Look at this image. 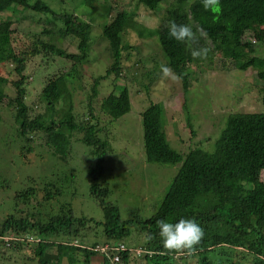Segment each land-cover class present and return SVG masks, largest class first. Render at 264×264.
<instances>
[{"label":"trees","instance_id":"1","mask_svg":"<svg viewBox=\"0 0 264 264\" xmlns=\"http://www.w3.org/2000/svg\"><path fill=\"white\" fill-rule=\"evenodd\" d=\"M83 1L90 7L100 6L97 11L111 18L101 33L107 44L109 64L93 77L89 100L97 97L99 84L110 78L123 82L136 76L144 78L146 81L139 84L137 92L143 90L145 95L156 84L167 89L163 67L169 68L167 74L181 82L185 97L189 89L190 65L200 62L191 52L205 45L230 54L224 57L227 61L223 66L231 61L240 71H255L256 78L264 82V56L255 55L253 43L243 39L264 23V0H220L215 11H206L201 0H136L132 9L108 1ZM139 7L162 11L161 23L156 29L138 22ZM17 8L20 12L28 10L40 15L43 28L17 55L12 47V22L9 18L0 21V66H14L17 80L11 82L10 87L16 95L9 104L15 107L14 120L19 136L25 139L36 132L45 135L47 153L40 161V175L35 182L44 192L42 200L47 203L44 207L54 196H62L65 182L74 178L73 169L68 171L72 165L70 139L73 134H82L81 143L96 159L90 163L87 176L88 194L97 200L103 219L76 217L71 209L65 212L63 206L54 210V202L42 214L35 196L36 187L15 190L13 196L3 194L0 196V246L8 255L5 264H77L80 260L76 254L84 259L82 264H92L98 253L102 264H232L229 253L239 249L252 255L253 264H264V260L257 258L264 256V182H260V173L264 170V111L229 115L212 152L189 146L187 152L181 154L167 142L162 105L146 99L148 107L140 115L145 161L178 165L179 169L160 205L150 216L140 218L138 211L123 219L118 208L107 202L108 188L99 186L109 143L97 141L95 125L76 122L72 113L71 87L75 81L81 82V67L93 59L89 54L90 21L80 19L73 10L55 11L44 0H0V15L8 11L18 13ZM172 22L190 26L193 38L187 43L170 38L168 32ZM128 32L139 38L156 37L163 65L152 60L147 67L138 60V49L126 42ZM66 39L76 45L77 52L61 46ZM243 48L247 49L246 53L241 52ZM47 55L59 59L61 64L69 61L71 66L66 71L55 72L50 66L45 67L43 73L49 74V80L39 100L44 113L32 116L33 110L25 101L26 63L35 58L44 60ZM130 61V70H126L123 63ZM6 84L7 80L0 76V110L5 97L1 86ZM259 90L264 105V84ZM130 108V92L126 85L114 86L101 102L102 113L112 121L129 113ZM180 219H192L204 230L202 240L192 253L164 250L158 235L159 220L176 223ZM78 234L79 242L70 244L69 238ZM90 234L93 239L87 240ZM5 237L10 240L6 241ZM114 247L122 249L115 251ZM50 248H55V255L48 253ZM114 257L118 261H114Z\"/></svg>","mask_w":264,"mask_h":264},{"label":"rangeland","instance_id":"2","mask_svg":"<svg viewBox=\"0 0 264 264\" xmlns=\"http://www.w3.org/2000/svg\"><path fill=\"white\" fill-rule=\"evenodd\" d=\"M44 1L55 11L70 12L73 10V13L80 19L86 22L90 21L89 54L93 59L81 67L79 72L81 82L75 81L71 87L72 113L76 117V122L83 125H95L97 141L109 143V150L102 163L104 172L99 186L108 188L110 194L107 197V202L118 208L121 218L127 219L132 215V212L137 214L138 211L140 218L150 216L160 205L169 184L179 169L178 165L151 164L145 161L140 115L148 107L146 99H152L151 101H157L162 105L164 111L162 125L167 142L171 148L181 154L187 152L189 146L212 152L229 115L262 113L264 111L261 101L262 93L259 90L264 82L256 78V72L251 69L240 71L236 68L237 65H233L231 61H228L230 64L224 63L225 66H223V62L227 61L224 57L230 54L225 53V55L222 51H216L209 45L197 49H206L207 52L202 58H198L199 64L190 65L189 89L185 97L181 92V82L169 73L165 76L167 89L162 88L161 84L154 85L153 83L154 86L152 85L149 93L145 95L143 90H140V93L137 92V89L140 88L139 84L145 83L146 79L144 78L139 76H136L135 79L126 78L125 82L123 80L114 81L110 78L99 84L97 97L89 100L92 95L90 85H92L93 77L102 73L109 64L107 44L102 39L101 33L103 26L111 18L97 11L100 6L90 7L85 5L83 0ZM98 1L99 3L108 1L125 9H132L136 3V0ZM160 9H164V7ZM17 11L18 13L11 11L2 13L0 21L9 18L12 22V47L16 54L20 55L23 45L32 42V37L40 34L43 24L40 22V15L28 10L20 12V8H17ZM137 13L139 14L138 22L149 29H156L160 25L163 15L161 10L153 12L142 7L137 9ZM131 33L126 34V42L128 41L130 46L138 49V60L144 62L143 64L147 67L152 60H157L163 65L164 60L156 37L139 38ZM243 39L253 43L255 55L264 56V23L252 29V33ZM70 41L66 39V43L61 46L70 52H77L76 45ZM68 42H70L69 45H67ZM246 51L245 48L241 50L244 53ZM48 55L44 60L35 58L26 63L24 87L27 95L25 101L33 110L32 116L44 113V106L39 100L41 90L49 80V74L43 73L45 67L50 66L52 72H55L66 71L71 66L69 61L61 64L59 59ZM131 59L138 61L136 57ZM123 64L126 70H130L132 61ZM8 65L0 66V76L7 80V84L1 86L5 97L0 110V196L3 194L13 196L15 190L36 187L35 196L40 203L39 211L42 214L44 209L49 210L50 204L54 202V210L63 206L65 212L68 211L67 209H71L76 217L81 215L80 217L102 220V209L97 200L88 194L90 183L87 176L90 174V163L96 159L91 154V150L81 143L82 134H73L70 139V151L72 150V152L69 155L72 165L70 164L68 171L70 168L73 169L71 172L74 174V178L65 182L62 196L58 198L54 196L50 204L44 207V204H47L42 200L44 192L35 182L40 175V161L47 153L45 135L36 132L25 139L19 136V129L14 120L15 107L9 104L16 95L10 87L11 82L17 79L13 72L14 66ZM136 69L135 71H137ZM123 85L128 86L130 92V112L116 121H112L102 113L101 102L109 95L114 86L122 87ZM89 102L91 108H89ZM58 117H61L59 110ZM183 141L184 144L186 143L185 145L182 143ZM28 148L32 149L29 151ZM31 179L34 180L33 183ZM260 182H264V170L260 173ZM91 235L93 234H90L87 240L93 239ZM102 236L104 237V235ZM78 238L79 234L76 237H70V244H77ZM4 239L10 240L9 237ZM29 241L32 242V238ZM3 249V246H0V264H5L8 256L3 253ZM48 253L55 255V248L48 249ZM244 253L240 249L237 252H230L232 264H253L252 255ZM98 254L93 258L92 264H102L99 257L101 254ZM75 257L80 260L78 263H84L82 256L76 254ZM242 257L245 258L242 259Z\"/></svg>","mask_w":264,"mask_h":264},{"label":"clouds","instance_id":"3","mask_svg":"<svg viewBox=\"0 0 264 264\" xmlns=\"http://www.w3.org/2000/svg\"><path fill=\"white\" fill-rule=\"evenodd\" d=\"M203 8L215 11L220 3V0H201ZM203 31V29H201ZM168 35L179 43H187L193 38V30L188 25H177L172 22L169 27ZM206 49L193 50L191 55L193 58H202L206 55ZM162 71L167 74L170 69L163 67ZM163 249L172 251H187L192 253L196 246L199 245L203 238V228L192 219H180L176 223L159 220L157 222ZM258 259L264 260V256H258Z\"/></svg>","mask_w":264,"mask_h":264},{"label":"built area","instance_id":"4","mask_svg":"<svg viewBox=\"0 0 264 264\" xmlns=\"http://www.w3.org/2000/svg\"><path fill=\"white\" fill-rule=\"evenodd\" d=\"M121 249H122V247H114L112 250L119 251V250H121ZM101 251H102V250H101ZM113 260H114V261H118V258H117V257H114Z\"/></svg>","mask_w":264,"mask_h":264}]
</instances>
